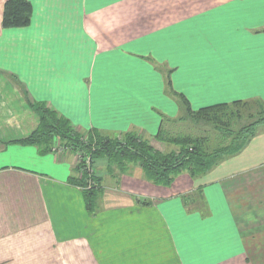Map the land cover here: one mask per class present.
<instances>
[{"label":"crops","instance_id":"1","mask_svg":"<svg viewBox=\"0 0 264 264\" xmlns=\"http://www.w3.org/2000/svg\"><path fill=\"white\" fill-rule=\"evenodd\" d=\"M6 1L0 264H264V125L170 186L103 159L92 211L70 181L73 150L20 142L38 102L84 134L135 132L162 151L155 135L181 97L192 111L264 102V0H28L30 23L5 28Z\"/></svg>","mask_w":264,"mask_h":264},{"label":"trees","instance_id":"2","mask_svg":"<svg viewBox=\"0 0 264 264\" xmlns=\"http://www.w3.org/2000/svg\"><path fill=\"white\" fill-rule=\"evenodd\" d=\"M31 14L32 5L28 0H7L4 6L3 27L26 26L30 23ZM181 103L183 114L176 120H180L185 114L191 117L204 114L210 118L209 126L216 130L224 129L227 136L221 135L217 140V146L214 145V141L210 137L171 138L167 135L165 124L174 120L165 119L156 133L155 139L160 142H172L179 147L177 150L162 151L157 149L149 138H142L135 132L109 134L91 131L83 134L75 129L68 119L60 116L45 103L38 102L34 106L40 115V123L30 136L20 142L38 145L43 151L48 152L54 150V142L59 139L65 144L64 147L83 152L81 163L79 162L75 167L76 173L82 172V176L74 175L70 181L84 188L83 194L87 209L92 211L102 186L101 178L98 175L90 174L85 168L86 155L91 156L95 161L105 159L108 167L112 170L117 169L120 173L127 172L133 164L138 165L142 168L145 178L150 182L170 186L175 178L183 172H187L193 178L206 173L225 156L237 152L256 133L258 127L264 125V102L260 100L234 101L202 108L198 111H192L187 100L183 97H181ZM252 103L263 106L254 119L246 124L241 123L242 120H239L241 113L235 111ZM234 124L235 127L237 124L240 125L232 132L229 127H233ZM226 140L229 142L224 144ZM89 180L94 181L90 188L87 187Z\"/></svg>","mask_w":264,"mask_h":264},{"label":"rangeland","instance_id":"3","mask_svg":"<svg viewBox=\"0 0 264 264\" xmlns=\"http://www.w3.org/2000/svg\"><path fill=\"white\" fill-rule=\"evenodd\" d=\"M262 106L263 105L252 103L247 107H240L238 109V111L236 110L235 112L241 113V116H240L241 118L239 120H242L241 123L246 124L250 120L255 118V116L258 114V112H260V109L262 108ZM236 122H237V120H236ZM208 124H210V118L204 114H199L196 117H194V116L191 117L190 115L185 114V115H183V117L180 120H174V121H170V122L166 123L165 124V130H167V135H169L171 138L172 137H174V138H180V137L181 138H183V137L208 138V137H210L214 141V145L217 146V143H218L217 140L221 137V135L227 136V134L224 132V129L216 130L212 126H209ZM239 125L237 124V127H235V124H234L233 127H229V128L231 129L232 132H234V130H236V128H238ZM137 134L140 135L139 133H137ZM140 136L142 138H144L143 135H140ZM169 136H167V137L169 138ZM157 141H155V144L159 148H163V150H165V151H169L172 149L177 150L179 147L178 145H176L172 142L169 143V142H160V141L157 142ZM228 142L229 141L226 140L224 144H227ZM54 143H57L56 146H58L59 145L58 143H60V145L58 146L60 148H64L67 150H73L69 147L68 148L64 147L65 144L63 142H61L59 139H56ZM214 145H211V146H214ZM74 152L77 154V163H76V166H77L79 164L80 160L82 159L83 152H80V151L79 152L74 151ZM86 157H87V155L85 156L84 162H86V159H88V157H90V165L93 169V173L95 175H97L96 174V167H97L98 163L102 162L101 160H103V159H99V160L95 161L92 159L91 156H88L87 158ZM81 173L82 172H79V174L77 173V175L79 177H81L82 176Z\"/></svg>","mask_w":264,"mask_h":264},{"label":"built area","instance_id":"4","mask_svg":"<svg viewBox=\"0 0 264 264\" xmlns=\"http://www.w3.org/2000/svg\"><path fill=\"white\" fill-rule=\"evenodd\" d=\"M87 157H88V155H87ZM85 168L88 169V171L90 172V174H94L93 173V169H92V167L90 165V157H88V159H86ZM93 184H94V181L93 180H89L87 187L90 188Z\"/></svg>","mask_w":264,"mask_h":264}]
</instances>
